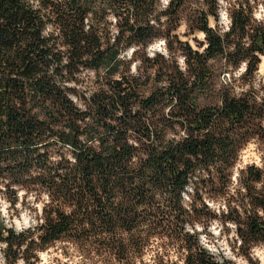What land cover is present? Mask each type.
I'll return each mask as SVG.
<instances>
[{
  "label": "trees",
  "instance_id": "obj_1",
  "mask_svg": "<svg viewBox=\"0 0 264 264\" xmlns=\"http://www.w3.org/2000/svg\"><path fill=\"white\" fill-rule=\"evenodd\" d=\"M190 4L188 26L204 33L203 51L176 33ZM260 4L0 0V190L12 207L21 188L49 198L26 229L0 215L5 264H37L64 238L94 240L127 260L159 229L181 242L185 264H237L201 244L191 221L199 209L185 194L191 187L190 200L202 202L201 187L230 186L252 138L264 152V85L254 82L264 62ZM161 38L168 54H144L146 69L134 72L138 52ZM222 68L243 72L217 91ZM231 193L241 254L257 264L250 256L264 244V168L242 169Z\"/></svg>",
  "mask_w": 264,
  "mask_h": 264
},
{
  "label": "rangeland",
  "instance_id": "obj_2",
  "mask_svg": "<svg viewBox=\"0 0 264 264\" xmlns=\"http://www.w3.org/2000/svg\"><path fill=\"white\" fill-rule=\"evenodd\" d=\"M261 1L264 3V0ZM161 2L163 3V0ZM222 4L226 6L225 2ZM194 5L190 4L184 13H182V22L176 33L182 41L189 42L193 48L201 50L204 49L205 44L204 33H192L188 26V17ZM256 15L259 19L264 17L263 4L259 5ZM220 19V27L227 28L229 20L224 7L221 10ZM211 25L216 26L214 18H211ZM200 34H203V40L200 39ZM157 45L159 47H156ZM150 49L152 52L151 55L149 54ZM160 53L168 54L166 42L162 38L156 40L148 48H142L138 52V60L132 65L133 71L139 73V69L142 68L140 73H143L146 69L144 54L150 57H156ZM175 54L178 61L180 59L184 61L181 52H176ZM132 55V49H130L127 52V56L131 57ZM183 66H185L184 63ZM239 72H243V68L236 72L222 68L217 78V91L224 85H231L232 78L238 77ZM88 77H93L92 73L86 76V78ZM263 77L264 69L263 65H261L254 79L259 89L264 85ZM242 89L243 87L241 85L236 88L237 92L242 91ZM216 97L215 95L204 98L201 101L203 104H209L211 101L218 100ZM173 135H175V132H170L168 137L170 138ZM249 165H257L264 168L263 144L258 138H252L242 148L238 162L233 169L232 183L230 186H225L222 181L215 179L212 183L208 184L209 186L200 188L199 194L203 197L202 202L197 201L196 196L190 200L191 197L189 198L188 193L192 192L191 187L187 189L188 193L185 194L186 204L191 207L190 205L194 203L199 209V212L195 213L196 218H194V222L193 220L191 221L195 223L194 230L200 234L201 244L216 257H226L232 259L237 264H244L245 261L247 264L252 263L249 258L241 254L236 225L229 220L235 214H231L228 211L230 208L228 198L237 185L240 171ZM18 197L19 203L15 207H12L8 200V194L5 193V190H0V215L8 226L11 225L17 230H22L37 223V220L42 217L43 207L49 198L44 192L42 193L37 190L27 191L22 188L18 189ZM186 227L190 230L193 229L188 223ZM158 231L152 233L153 235L151 234V236L145 235L144 240H142L144 242L147 240L145 246L138 252L132 248L136 253L130 250V256L127 260L120 261L108 246H103L94 240H82L78 242L70 238H64L54 243L47 250L42 251L40 253V261L37 264H185V249L181 242L177 241L173 236H168V233L171 234L170 232H163L160 229ZM262 256H264V244H259L252 249L250 257L253 262L261 264L260 258ZM0 259H3L1 251Z\"/></svg>",
  "mask_w": 264,
  "mask_h": 264
},
{
  "label": "clouds",
  "instance_id": "obj_3",
  "mask_svg": "<svg viewBox=\"0 0 264 264\" xmlns=\"http://www.w3.org/2000/svg\"><path fill=\"white\" fill-rule=\"evenodd\" d=\"M169 2H170V0H163V5H162V6H163L164 8H166V7L168 6ZM257 19H259V17H258ZM224 30L227 31V28H225ZM45 35H47V33H45ZM200 39H201V40L204 39L203 34H200ZM156 47H159V46L157 45ZM204 47L206 48V47H207V44H205ZM201 51H203V49H201ZM149 54H150V55L152 54L151 49L149 50ZM179 62H180V64H181V66H183V63H184L183 59H180ZM9 226H11V225H9ZM5 247H6V245H5ZM254 258H255V257H254ZM260 260H261V264H264V256H262V257L260 258ZM0 264H4L3 259H0ZM20 264H23V261H20ZM244 264H247V262L245 261Z\"/></svg>",
  "mask_w": 264,
  "mask_h": 264
},
{
  "label": "bare ground",
  "instance_id": "obj_4",
  "mask_svg": "<svg viewBox=\"0 0 264 264\" xmlns=\"http://www.w3.org/2000/svg\"><path fill=\"white\" fill-rule=\"evenodd\" d=\"M264 65V64H263Z\"/></svg>",
  "mask_w": 264,
  "mask_h": 264
}]
</instances>
